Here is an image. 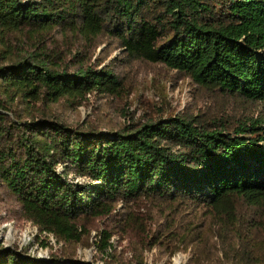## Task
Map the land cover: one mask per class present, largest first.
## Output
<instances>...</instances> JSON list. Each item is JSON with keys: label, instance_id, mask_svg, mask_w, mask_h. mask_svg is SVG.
<instances>
[{"label": "trees", "instance_id": "obj_1", "mask_svg": "<svg viewBox=\"0 0 264 264\" xmlns=\"http://www.w3.org/2000/svg\"><path fill=\"white\" fill-rule=\"evenodd\" d=\"M103 42L121 48L122 61L163 65L264 106V0H0V207L58 242L97 231L103 251L133 229L125 210L133 203L203 207L214 219L176 228L185 248L214 260L221 244L228 264H264V238L254 235L264 227L263 116L232 128L184 114L104 132L25 119L13 107L14 96L117 95L125 72L94 60ZM0 264L95 263L0 243Z\"/></svg>", "mask_w": 264, "mask_h": 264}, {"label": "rangeland", "instance_id": "obj_2", "mask_svg": "<svg viewBox=\"0 0 264 264\" xmlns=\"http://www.w3.org/2000/svg\"><path fill=\"white\" fill-rule=\"evenodd\" d=\"M110 45L108 42L98 45L94 60L103 59L100 68L115 64L124 70V86L117 95L91 93L82 99L63 98L55 103L25 102L14 96L13 107L25 119L43 115L73 128H94L104 132L184 114L197 118L201 124H222L232 128L264 117L263 105L213 93L196 85L188 76L163 65L122 61L123 50ZM58 167L63 171L67 166L60 163ZM68 172L71 178H81L75 177L71 170ZM117 210L123 211L124 206L119 204ZM125 210L129 212L128 223L133 229L128 231L129 234H113L109 246L103 251L99 248L101 237L97 231L84 234L78 243L58 242L53 235L47 236L30 222L9 218L5 208L0 207V243L41 259L47 260L55 254L60 258L71 257L95 264H174L176 258H180L181 264H216L219 261L228 264L231 260L232 255H224L221 244L213 251L214 257L210 255L214 260H208L193 248H185L176 232L178 225L182 224L184 231L191 223L214 219L215 213L207 208H175L166 203L153 204L142 200ZM254 235L257 239L264 238V227L255 229ZM213 247L204 243V248Z\"/></svg>", "mask_w": 264, "mask_h": 264}, {"label": "built area", "instance_id": "obj_3", "mask_svg": "<svg viewBox=\"0 0 264 264\" xmlns=\"http://www.w3.org/2000/svg\"><path fill=\"white\" fill-rule=\"evenodd\" d=\"M58 168L60 169V167H58ZM60 172H61V169H60ZM84 181H85V179L83 177L75 180V182H84Z\"/></svg>", "mask_w": 264, "mask_h": 264}, {"label": "bare ground", "instance_id": "obj_4", "mask_svg": "<svg viewBox=\"0 0 264 264\" xmlns=\"http://www.w3.org/2000/svg\"><path fill=\"white\" fill-rule=\"evenodd\" d=\"M174 264H181L180 258H176V259L174 260Z\"/></svg>", "mask_w": 264, "mask_h": 264}, {"label": "clouds", "instance_id": "obj_5", "mask_svg": "<svg viewBox=\"0 0 264 264\" xmlns=\"http://www.w3.org/2000/svg\"><path fill=\"white\" fill-rule=\"evenodd\" d=\"M57 171L59 172V171H60V169H59V168H57Z\"/></svg>", "mask_w": 264, "mask_h": 264}, {"label": "water", "instance_id": "obj_6", "mask_svg": "<svg viewBox=\"0 0 264 264\" xmlns=\"http://www.w3.org/2000/svg\"><path fill=\"white\" fill-rule=\"evenodd\" d=\"M42 259L46 260V258H42Z\"/></svg>", "mask_w": 264, "mask_h": 264}]
</instances>
